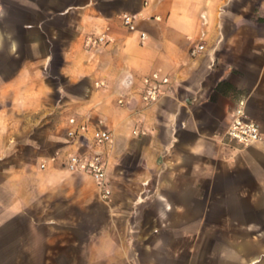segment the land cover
I'll return each mask as SVG.
<instances>
[{"label": "crops", "instance_id": "1", "mask_svg": "<svg viewBox=\"0 0 264 264\" xmlns=\"http://www.w3.org/2000/svg\"><path fill=\"white\" fill-rule=\"evenodd\" d=\"M152 73L170 85L147 105ZM241 100L247 147L224 136ZM71 117L112 142L69 138ZM97 151L109 203L66 167ZM228 260L264 264V0H0V264Z\"/></svg>", "mask_w": 264, "mask_h": 264}, {"label": "built area", "instance_id": "2", "mask_svg": "<svg viewBox=\"0 0 264 264\" xmlns=\"http://www.w3.org/2000/svg\"><path fill=\"white\" fill-rule=\"evenodd\" d=\"M121 21L124 27L130 31L136 30L135 15L131 13L121 14ZM146 35L141 33L140 39L145 40ZM105 34L89 35L84 40V48L88 51H95L106 45ZM203 50L198 45L190 50L193 57ZM143 89L141 100L147 105H152L166 94V88L170 85V78L161 77L158 73H152L142 79ZM122 103V101H119ZM69 129L67 136L71 139L83 137L90 134V140L94 146L100 147L109 145L112 142V133L101 126L91 127L86 122H78L75 117L68 119ZM134 134H144L143 131L135 129ZM225 138L240 147H247L262 140L260 127L246 112L245 101H239L234 107L231 119L224 134ZM108 161L100 152L86 154H71L68 156L66 167L71 172L82 173L89 176L95 183L100 199L109 203L112 197V188L107 176ZM45 165L42 164L41 168Z\"/></svg>", "mask_w": 264, "mask_h": 264}, {"label": "rangeland", "instance_id": "3", "mask_svg": "<svg viewBox=\"0 0 264 264\" xmlns=\"http://www.w3.org/2000/svg\"><path fill=\"white\" fill-rule=\"evenodd\" d=\"M241 235H242L243 237H247V236H249V234H248L246 231H244V230L241 232ZM212 242H214V241H213V240L210 241V242L208 243V246L211 245V244H213ZM244 258H246V257H244ZM227 263H228V264H232L233 262H231V261L228 260ZM243 264H246V261H245V260L243 261Z\"/></svg>", "mask_w": 264, "mask_h": 264}]
</instances>
